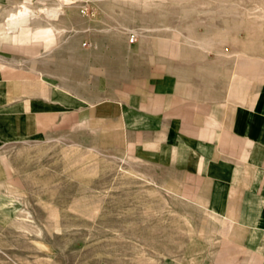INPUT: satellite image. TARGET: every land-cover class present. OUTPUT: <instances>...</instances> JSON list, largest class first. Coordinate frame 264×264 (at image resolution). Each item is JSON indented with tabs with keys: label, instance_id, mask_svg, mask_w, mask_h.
Segmentation results:
<instances>
[{
	"label": "rangeland",
	"instance_id": "obj_1",
	"mask_svg": "<svg viewBox=\"0 0 264 264\" xmlns=\"http://www.w3.org/2000/svg\"><path fill=\"white\" fill-rule=\"evenodd\" d=\"M26 2L0 0V24L31 8L30 28L53 26L56 41L0 46V112L32 128L0 144V264H195L206 214L140 160L152 150L136 109L177 80L243 81L255 60L263 86L264 0ZM56 86L77 104H55Z\"/></svg>",
	"mask_w": 264,
	"mask_h": 264
},
{
	"label": "crops",
	"instance_id": "obj_2",
	"mask_svg": "<svg viewBox=\"0 0 264 264\" xmlns=\"http://www.w3.org/2000/svg\"><path fill=\"white\" fill-rule=\"evenodd\" d=\"M29 23L13 32L8 23L0 24V46L31 54L51 50L55 28L33 30ZM1 55L0 49V62ZM252 64L253 74L242 73L238 83L224 73L206 75L200 83L177 80L167 97L142 98L136 109L137 131L147 136L142 144L152 150L140 160L167 172L170 185L186 193L184 201L200 203L206 214L195 264H264V85L257 88L255 81L261 61ZM52 101L77 104L57 86ZM40 102L32 101L30 108L45 106ZM9 114L0 112V144L32 134L29 123Z\"/></svg>",
	"mask_w": 264,
	"mask_h": 264
},
{
	"label": "bare ground",
	"instance_id": "obj_3",
	"mask_svg": "<svg viewBox=\"0 0 264 264\" xmlns=\"http://www.w3.org/2000/svg\"><path fill=\"white\" fill-rule=\"evenodd\" d=\"M26 4L30 6L32 0H26ZM64 3L68 2L69 0H62ZM31 9V8H30ZM27 10L26 12H19L15 18H13L7 25H8V30L12 31L13 30H18V28H23L25 25H27L30 22V19L35 15L34 11ZM44 12H46L47 16L50 19H57L60 14L62 13V5L60 4L59 7H51L49 9H45ZM7 30V31H8ZM32 33V32H31ZM8 35V34H7ZM30 45V44H29ZM53 45V44H52ZM18 46V44H17ZM20 46V45H19ZM20 48V47H19ZM29 51V50H28ZM31 51V50H30ZM36 51V50H35ZM38 52V51H37ZM36 52V53H37Z\"/></svg>",
	"mask_w": 264,
	"mask_h": 264
},
{
	"label": "built area",
	"instance_id": "obj_4",
	"mask_svg": "<svg viewBox=\"0 0 264 264\" xmlns=\"http://www.w3.org/2000/svg\"><path fill=\"white\" fill-rule=\"evenodd\" d=\"M130 43H134L136 41L135 35H131L129 38Z\"/></svg>",
	"mask_w": 264,
	"mask_h": 264
}]
</instances>
